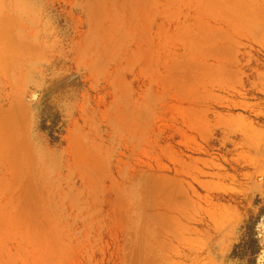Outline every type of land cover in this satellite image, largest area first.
I'll list each match as a JSON object with an SVG mask.
<instances>
[{"label": "rangeland", "instance_id": "374dc122", "mask_svg": "<svg viewBox=\"0 0 264 264\" xmlns=\"http://www.w3.org/2000/svg\"><path fill=\"white\" fill-rule=\"evenodd\" d=\"M53 4L65 67L0 79V264H264V0Z\"/></svg>", "mask_w": 264, "mask_h": 264}, {"label": "bare ground", "instance_id": "6f19581e", "mask_svg": "<svg viewBox=\"0 0 264 264\" xmlns=\"http://www.w3.org/2000/svg\"><path fill=\"white\" fill-rule=\"evenodd\" d=\"M53 2L54 0H0V52L9 53V48H12L15 51H10L12 57L9 62L11 65L21 66L13 68L7 75L0 73L1 80L26 79L45 83L49 80V69L56 68L58 62L65 67L63 59L50 60L51 57L46 64H41L42 56L38 55V59L35 57L36 53L43 55L46 54L44 52L53 55L63 41L60 39L61 18L54 16L62 15ZM55 74L53 80H63L67 77L58 72Z\"/></svg>", "mask_w": 264, "mask_h": 264}]
</instances>
